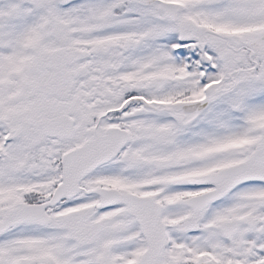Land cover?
Instances as JSON below:
<instances>
[{
  "label": "snow or ice",
  "instance_id": "1",
  "mask_svg": "<svg viewBox=\"0 0 264 264\" xmlns=\"http://www.w3.org/2000/svg\"><path fill=\"white\" fill-rule=\"evenodd\" d=\"M0 264H264V0H0Z\"/></svg>",
  "mask_w": 264,
  "mask_h": 264
}]
</instances>
